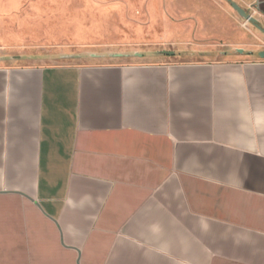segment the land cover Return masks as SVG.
Wrapping results in <instances>:
<instances>
[{
    "label": "crops",
    "instance_id": "1",
    "mask_svg": "<svg viewBox=\"0 0 264 264\" xmlns=\"http://www.w3.org/2000/svg\"><path fill=\"white\" fill-rule=\"evenodd\" d=\"M159 56L0 62V264H264V58Z\"/></svg>",
    "mask_w": 264,
    "mask_h": 264
},
{
    "label": "rangeland",
    "instance_id": "2",
    "mask_svg": "<svg viewBox=\"0 0 264 264\" xmlns=\"http://www.w3.org/2000/svg\"><path fill=\"white\" fill-rule=\"evenodd\" d=\"M234 1L264 27L263 0ZM237 49L259 57L264 32L227 0H0V62L159 58L165 50L210 59Z\"/></svg>",
    "mask_w": 264,
    "mask_h": 264
},
{
    "label": "water",
    "instance_id": "3",
    "mask_svg": "<svg viewBox=\"0 0 264 264\" xmlns=\"http://www.w3.org/2000/svg\"><path fill=\"white\" fill-rule=\"evenodd\" d=\"M230 4H231V6L239 13V15L240 16H242L243 18H245L246 20H248V21H250V22H252V23H254L257 27H258V29H260L262 32H264V27H262L260 24H258V22H257V19L256 18H254L251 14H249L248 12H247V10L246 9H244L240 4H238L237 2H235L234 0H227ZM257 5H259V4H257ZM240 53H243L244 52V50L243 49H237ZM162 54H164V55H168V56H172V55H174L175 54V52L174 51H162L161 52ZM259 55L262 57V58H264V50H262V51H260L259 52ZM113 57H123V56H128V54H113L112 55Z\"/></svg>",
    "mask_w": 264,
    "mask_h": 264
},
{
    "label": "flooded vegetation",
    "instance_id": "4",
    "mask_svg": "<svg viewBox=\"0 0 264 264\" xmlns=\"http://www.w3.org/2000/svg\"><path fill=\"white\" fill-rule=\"evenodd\" d=\"M262 2H264V0H263ZM259 3H260V1H257V3H256V4H259Z\"/></svg>",
    "mask_w": 264,
    "mask_h": 264
}]
</instances>
